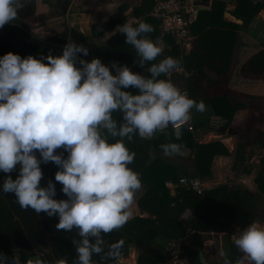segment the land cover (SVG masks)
<instances>
[{
	"label": "trees",
	"instance_id": "obj_1",
	"mask_svg": "<svg viewBox=\"0 0 264 264\" xmlns=\"http://www.w3.org/2000/svg\"><path fill=\"white\" fill-rule=\"evenodd\" d=\"M49 1L51 0H23L25 6L19 11L18 17L0 28V57L9 52L22 58L29 55L37 59L48 55L60 56L68 42L73 41L89 50L88 56L78 54L81 59L91 61L99 58L110 68L116 62L120 66H128L134 73L144 75L152 64H158L171 56L182 61L181 69L189 74V78L184 80L182 76L172 74L170 78L166 75L165 79L186 91L189 98L205 104L203 112L192 110L190 124L180 126V140L175 139L172 126L163 133L158 131L151 139H142L138 134L131 141L125 138L127 147L136 154L129 167L139 174L142 187L136 193L130 220L122 228L102 234L105 252L112 244H122L120 259L126 257L130 247L134 246L138 251V264H165L169 259L168 243L184 240L188 234L189 241L182 245L178 259L188 258L192 259V263L200 264L198 252L203 249L206 235L212 231L226 232L225 262L222 264H236L241 252L231 240V236H236L235 228L243 230L256 222V219L259 223L264 222V214L260 216L256 212L257 208L264 207V202L260 200L264 199V152L259 166L261 172L254 181L257 185L255 193H251L244 186L225 183L204 189L201 194L177 186L176 193L172 195L166 183L177 184L182 177L209 179L213 159L229 156L230 153L219 140L200 143V139L206 131L219 132L229 127L238 112L245 111L248 115L236 129L232 128L237 135L234 155L236 175L248 176L251 173L252 165L243 168L245 160H249L253 154L247 150L248 145L264 149V50L256 47L255 53L239 66H235V46L242 37L241 33L249 29L257 14L264 12V0H234L233 15L243 21L242 25L224 20L225 1L213 0L209 10L198 13L190 31L191 36L196 38L192 41L191 52L184 57H181L182 51L173 39L169 36L160 38V20L152 14L155 0H141L133 9V14L135 17L142 16L140 22L152 26L154 30L146 36L163 49L161 56L155 61L145 62L144 66L139 64L141 57L135 48L126 43L124 33H110L117 26L126 23L124 6L118 8L119 12L111 16L106 26L97 24L93 27L94 37L97 39L106 32L112 34L103 48L93 50L89 38L73 28H66L64 32L49 38H42L30 30L24 21L35 14L40 4ZM72 1L57 0L61 3L63 14L68 11ZM140 22L132 24L137 26ZM44 62L47 63L46 60ZM77 66L82 67L79 63ZM111 70L113 75L117 74L114 68ZM113 116L118 123H122L119 112ZM211 117L223 124L217 128L212 127ZM189 125L192 126L191 129ZM118 139L120 138L109 137V142ZM241 139L245 141L241 143ZM166 143L183 145L182 154L164 155L160 146ZM57 154H62L65 158L68 155L63 149H58ZM36 155L39 158V152ZM190 157L193 158V172L175 161H187ZM41 169L46 186L50 180L55 183L57 195L54 198L68 199L62 192V185L55 181L59 167L48 162L41 163ZM17 170L10 174L0 171V253L8 257L16 252L22 264L31 261L36 254L43 255V264H57L61 259L65 264H76L78 256L73 240L81 239L78 230L57 231L55 225L59 222L58 216L49 217L43 212L37 214L31 208L24 210L19 206L14 193L3 191L4 181L9 175H15ZM186 210L192 214L188 220L182 218ZM143 214L146 216H141ZM103 256L104 253L94 254V264H116L118 260H105L102 259Z\"/></svg>",
	"mask_w": 264,
	"mask_h": 264
},
{
	"label": "clouds",
	"instance_id": "obj_2",
	"mask_svg": "<svg viewBox=\"0 0 264 264\" xmlns=\"http://www.w3.org/2000/svg\"><path fill=\"white\" fill-rule=\"evenodd\" d=\"M24 6L23 0H0V28L12 23ZM153 30L145 22L121 26L126 43L141 57V66L163 53L146 36ZM79 53L88 56L89 50L69 41L60 56L22 58L9 52L0 57V171L10 174L19 167L18 177L9 175L3 191L14 193L24 210L58 216L57 231L77 229L81 239L73 240L76 264H94V254L104 253L105 260L119 258L122 244H112L105 252L102 234L118 230L130 220L136 193L142 187L139 174L129 167L136 154L125 138L131 141L138 134L151 139L171 125L175 139L180 140L182 129L177 125L190 121L193 109L203 112L205 104L161 78L181 70L178 58L169 56L152 64L148 78L116 62L110 68L99 58L81 59ZM129 87L139 94L122 90ZM116 112L122 115V123L114 119ZM109 137L120 139L109 142ZM160 147L166 156L182 154L181 144ZM58 149L67 152V157L57 154ZM48 162L59 167L55 181L68 199L54 198L57 192L51 180L41 186V163ZM258 223L249 224L239 237L233 236L242 253L236 264H264V226ZM34 262L39 264V259L25 264ZM0 264L22 262L17 256L9 260L0 253Z\"/></svg>",
	"mask_w": 264,
	"mask_h": 264
},
{
	"label": "rangeland",
	"instance_id": "obj_3",
	"mask_svg": "<svg viewBox=\"0 0 264 264\" xmlns=\"http://www.w3.org/2000/svg\"><path fill=\"white\" fill-rule=\"evenodd\" d=\"M42 2V0H40ZM93 1V2H91ZM138 0H115L112 1V4L108 5V3L104 2V0H86L84 2V4H86L87 2L90 5L93 6H88L87 10L83 9V12L80 11H76L73 13L69 11H66V13H62V9H61V3H58L57 0H51L48 3V5H43L40 4V6L37 8V11L35 12L34 15L30 16L29 18H27L25 22H27V24L31 27H33V29H35L36 31H40L38 33L42 38H49V37H53L56 36L58 34H60L61 32H64L66 30V28H69V25L72 24V22L74 21V17L73 15L77 14V13H81V14H85V18L86 20L89 21L90 24V29L89 32L90 34L93 33L92 29L93 26L97 25V24H101L103 26H106L108 24V22L110 21V17L112 14L119 12L118 8L119 6H121L124 2L126 3H134L136 2V6H138L139 3H137ZM225 1V8H235V3L234 0H224ZM73 2V1H72ZM106 3V4H105ZM72 4V3H71ZM83 4V6H84ZM133 4V5H134ZM82 6V5H81ZM82 6V7H83ZM81 7V8H82ZM197 8V10H200L197 6H195ZM77 9V7H76ZM126 9L123 10V13L125 12ZM201 11H205V10H201ZM134 14L132 12V15L129 17H126V21L127 23H129L130 20H133ZM142 17L136 18V19H141ZM223 18L224 20H229L228 18H226L223 14ZM263 24H260V21ZM230 21V20H229ZM255 23L258 25H254L255 27L249 26L248 31H243L241 33V36L243 34H245V36H249L252 37L250 39V41L252 43H250V41H248L247 43H243V40L241 41V37L239 38L238 41V45L235 46V48L237 49V55H236V61L237 63L239 62V58H238V52L239 50H242V43L245 45L243 47H247V45L249 46V43L255 47H258V45L261 46V48L264 50V31L263 29H261L260 26H262V28H264V12L260 11L257 16L255 17ZM71 22V23H70ZM88 25V24H87ZM85 27V26H84ZM83 25H80V27H78L79 32L84 33L85 35H87V30L84 29ZM81 28V29H80ZM80 29V30H79ZM111 33V31H110ZM110 33H104L103 37L99 38V41H101V43H97V41H95L93 39V44L90 45V47L92 48V45L94 48L96 49H101L103 48V46L108 42L109 39H111L112 34ZM92 35V34H91ZM263 36V37H262ZM248 37V38H249ZM94 38V36H93ZM262 38V39H261ZM97 40V39H96ZM194 40V37L190 36V38L188 40H183L181 42H179V46L180 49L182 51V55L181 57L186 56L187 54H189V51H191L192 49V41ZM90 44V42H89ZM93 49V48H92ZM94 50V49H93ZM234 70V69H233ZM235 71V70H234ZM173 74H176L178 76H182L184 78V80H187L185 73H183L182 70H180L181 74H178L175 71H172L171 73H169L167 75L168 78H170ZM144 75H146L148 78H150L151 73L149 71H146L143 73ZM162 79H165V76L162 75L161 76ZM124 91H129L132 94H139V90L134 88V87H129L127 89H124ZM246 115H248L247 112H238L234 118L233 121L231 122V124L229 125V127H227L226 129H221L219 130V132L217 131H206L203 136L200 139V143H210V142H215V141H220L224 144V146L227 148L228 152L230 153L229 156L226 157H217L215 159H213V163L211 165V169H210V173H211V177L209 179H202L201 182L204 186L205 189H209V188H213L222 184H238L241 186H244L246 189H248L251 193H255V191L257 192V185L256 183H254L255 178L258 176V173L261 172L259 166H260V161L261 158L263 157V152L264 149L259 148V147H255L252 145H248V151L251 153H253L250 157L249 160H245L243 168H249V166H253L250 170V174L248 176H243L241 174L236 175V169H235V161H234V155H235V151L237 148V144H236V140H237V135L236 134H232L231 132H229V128H234L236 129V127H238L244 120V118L246 117ZM257 116V115H256ZM238 121V123L236 122ZM242 121V122H241ZM210 124L212 127L217 128L220 125H222V121L217 120L216 118L211 117L210 118ZM262 130H264V125L262 127ZM241 143H243L245 141V139H241L239 140ZM176 162L187 166L189 172H193V166H192V162H193V158L190 157L189 160H175ZM19 175V169L17 170L16 174L11 176L12 179H16ZM41 186L42 187H46V182L45 179L43 178L41 181ZM176 193V187L173 189H170V194L174 195ZM258 195V193L256 194V196ZM260 197V195H259ZM260 199V198H259ZM262 202H264V199H260ZM256 212L262 216L264 214V207H259L256 209ZM185 213V212H184ZM141 216H146V214H143ZM192 216V214L190 213L189 215H186L185 219H189ZM261 226H264V222L263 223H258ZM243 230H240L239 227L235 228V234L236 237H239V235L241 234ZM227 236L226 232H211L208 235H206V240L203 244V250L207 251V253H209L210 255H212L211 259L214 261V263H218V264H222L225 262V249L224 246H222L225 243V238ZM222 239V240H220ZM189 239H187L186 243H188ZM222 242V243H221ZM226 246V243H225ZM136 250L134 248V246H131L130 250L128 251V255L124 258H122V263L121 264H136L135 262V251ZM205 253V252H204ZM18 257L19 258V254L18 253H12L10 256H8L7 258H9V260H11V258L13 257ZM242 256V253H241ZM240 256V258H241ZM134 260V261H132ZM138 264V263H137ZM165 264H167L165 262ZM176 264H191L188 258H184L182 260L178 259ZM245 264H248L247 261H245Z\"/></svg>",
	"mask_w": 264,
	"mask_h": 264
},
{
	"label": "built area",
	"instance_id": "obj_4",
	"mask_svg": "<svg viewBox=\"0 0 264 264\" xmlns=\"http://www.w3.org/2000/svg\"><path fill=\"white\" fill-rule=\"evenodd\" d=\"M193 1V0H192ZM192 7L196 8L192 5L188 6L187 0H155L152 7V14L160 20L159 31L160 38L164 36H169L174 40L175 44L180 48L179 42L183 40H188L191 36L190 31L196 21V15ZM192 37V36H191ZM183 71V69H181ZM178 74H181L180 71H175ZM183 73H185L183 71ZM173 74V73H172ZM147 77L146 75H143ZM186 79L189 78V74L185 73ZM182 92H186L181 90ZM187 93V92H186ZM191 121L184 122L182 124L177 125V127L190 124ZM171 126V125H169ZM192 126L189 125V129ZM166 186L169 189H173L177 186L185 187L188 190L194 191L197 194H201L204 190V186L201 182V179L198 177L185 178L182 177L179 179L177 184L172 182L166 183ZM190 212L186 211L183 213L182 218L185 219L186 215H189ZM187 239H189V235H185L184 240H178L168 243V253L169 259H177L183 244H186Z\"/></svg>",
	"mask_w": 264,
	"mask_h": 264
},
{
	"label": "crops",
	"instance_id": "obj_5",
	"mask_svg": "<svg viewBox=\"0 0 264 264\" xmlns=\"http://www.w3.org/2000/svg\"><path fill=\"white\" fill-rule=\"evenodd\" d=\"M86 0H73V2H72V4H71V6H70V9H69V11L70 12H72L73 13V11L74 12H76V11H82L83 12V9L84 10H87L88 9V6H93V5H90L88 2L86 3V4H84V2H85ZM112 1H115V0H104V2H106V3H108V5H110V4H112ZM140 1L141 0H138L137 1V3H140ZM212 1L213 0H211V3H212ZM91 2H93V1H91ZM191 2H192V0H187V4H188V6H191ZM105 3V4H106ZM83 4H84V6H83ZM134 3H126V2H124L121 6H124L125 7V12L123 13V15L124 16H126V17H129V15L131 16L132 15V12H133V9L136 7V2H135V4L133 5ZM154 4V3H153ZM83 7H82V6ZM43 6V5H42ZM121 6H119V8L121 7ZM76 7H77V9H76ZM82 7V8H81ZM94 7V6H93ZM210 7H211V4H210ZM210 7H209V9H210ZM192 9H193V11H194V14L196 15V17L198 16V13L199 12H201V10H197V8H194V7H192ZM234 10H235V8H233ZM234 10H233V12H234ZM197 12V13H196ZM224 13H225V11H224ZM115 14V13H114ZM114 14H112L111 16H113ZM224 16H225V14H224ZM73 17H74V21L72 22V24L71 25H69V28L70 29H78V27H80V25H83V27H84V29H86L88 32H87V35H86V37H88L89 38V42H90V45L91 44H93V39L95 40V41H97V43H101V41H99V39H97V38H93V36H94V32L93 33H91L90 34V32H89V30H91L90 29V24L91 23H89V21L88 20H86V16H85V14L83 13V14H79V13H77L76 15L74 14L73 15ZM133 17V16H132ZM140 17V16H139ZM139 17H135V15H134V17H133V20H130L129 22H131V23H137V22H140V20L141 19H136V18H139ZM142 17V16H141ZM110 20H111V17H110ZM254 20H255V18H254ZM254 20H252V22L250 23V26H251V24H252V26L253 27H255L254 25H258V24H256L255 23V21ZM229 21V20H228ZM260 21V20H259ZM110 22V21H109ZM108 22V23H109ZM26 24H27V22H25ZM71 23V22H70ZM126 23H127V21H126ZM88 24V25H87ZM260 24H263L261 21H260V23H259V25ZM28 25V24H27ZM29 26V25H28ZM94 27V26H93ZM261 27V29H263V31H264V28H262V26H260ZM29 28H30V30H32L34 33H36V32H40V31H36L35 29H33V27H31V26H29ZM81 29V28H80ZM79 29V30H80ZM120 30H121V26H117V28H115V30L113 31V32H111V33H117V32H120ZM92 31H93V29H92ZM248 31V30H247ZM37 33V34H38ZM82 33V32H81ZM106 33H108V32H106ZM246 34V33H245ZM245 34H243L242 35V37H241V41L243 40V43L245 42V43H247L248 41H250V39L252 38V37H247V36H245ZM39 35V34H38ZM41 37V36H40ZM103 37V36H102ZM263 37V36H262ZM101 38V37H100ZM196 38V37H195ZM195 38H194V40H195ZM264 38V37H263ZM97 39V40H96ZM253 39V38H252ZM262 39V38H261ZM242 43V50H239V52H238V58H239V62L238 63H236V65L235 66H239L244 60H246L251 54H253V53H255L256 52V47L255 46H253V45H251L250 43H252L251 41H250V43H249V46L247 45V47L245 48V47H243V46H245L244 44ZM104 47V46H103ZM258 47H260L261 48V46L260 45H258ZM92 48L94 49V50H96V48H94L93 47V45H92ZM192 49V48H191ZM191 51H189V53H190ZM188 55V54H187ZM244 230V229H243ZM223 233V232H222ZM220 240H222V239H220ZM222 243V242H221ZM225 245V243L222 245V246H224ZM204 247V246H203ZM131 248V247H130ZM135 248V247H134ZM136 249V248H135ZM130 250V249H129ZM135 252V255H136V257H135V262H136V264H137V258H138V251L137 250H134ZM202 252H203V254H204V256H205V258H208V260H209V264H213L214 263V261L211 259V257H212V255H210L209 253H207V251H204L203 249H202ZM205 252V253H204ZM36 255H41V256H43L42 254H36ZM182 259H184V258H181L180 260H182ZM177 260L178 259H171V260H168V261H166V263L167 264H176L177 263ZM207 260V259H206ZM132 261H134V260H132ZM189 261H190V263H192V259H189ZM122 263V258H120V259H118L117 261H116V264H121Z\"/></svg>",
	"mask_w": 264,
	"mask_h": 264
},
{
	"label": "water",
	"instance_id": "obj_6",
	"mask_svg": "<svg viewBox=\"0 0 264 264\" xmlns=\"http://www.w3.org/2000/svg\"><path fill=\"white\" fill-rule=\"evenodd\" d=\"M210 4H211V0H193L192 1V5L193 6H197L200 10H209V7H210ZM233 8H228L226 7L225 8V17L228 18L231 22L235 23V24H238V25H242L243 24V21L241 19H238L236 18L234 15H233ZM197 13V12H196ZM229 132H231L232 134H236V131L232 128H229L228 130ZM259 220L256 219V222H258ZM231 240L233 241V236H231ZM198 257H199V262L200 264H209L206 259H205V256L203 254L202 251H199L198 252ZM36 259H39V264H43V256L41 255H34L32 257V260H36Z\"/></svg>",
	"mask_w": 264,
	"mask_h": 264
}]
</instances>
